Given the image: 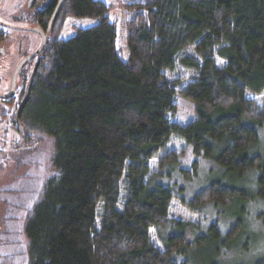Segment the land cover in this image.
<instances>
[{"label": "trees", "instance_id": "obj_1", "mask_svg": "<svg viewBox=\"0 0 264 264\" xmlns=\"http://www.w3.org/2000/svg\"><path fill=\"white\" fill-rule=\"evenodd\" d=\"M46 1L20 0L12 22L45 30L57 0L54 7ZM127 5V57L116 50L110 6L64 0L44 48L20 70L14 95L0 98V126L10 113L14 130L13 111L33 73L18 116L21 133L14 130L8 151L0 143V201L9 212L2 215L0 264H188L173 254L205 245L204 235L189 241L184 232L170 234L160 249L149 234L168 221L173 192L153 183L159 172L150 173V160L160 154L161 170L179 163L183 151L167 149L171 136L209 158V140L222 143L217 164L233 177L260 170L257 195L264 197V159L248 153L258 133L243 123H264V105L248 98L264 91V0ZM69 15L97 23L63 39ZM177 94L194 102L196 117L184 125L169 117ZM247 198L244 190L212 182L190 204ZM241 226L238 217L221 235L213 223L209 235L228 245Z\"/></svg>", "mask_w": 264, "mask_h": 264}, {"label": "rangeland", "instance_id": "obj_2", "mask_svg": "<svg viewBox=\"0 0 264 264\" xmlns=\"http://www.w3.org/2000/svg\"><path fill=\"white\" fill-rule=\"evenodd\" d=\"M101 1L111 7L106 15L109 21L115 24L116 50L121 57L125 58L128 54L125 29L128 21L132 18L130 6L127 4L137 3L139 0ZM19 2L20 0H0V20L10 24H19L12 22L16 13L19 12L17 11ZM96 23L97 18L94 17L69 15L65 19L59 37L69 38L75 34L77 28H87ZM21 25L29 30L11 28L9 35L12 40L5 42L7 54L1 63L6 66V70L0 74L2 85L6 81L4 77H10L11 68L15 62L24 55L34 52L40 43L39 34L31 30L36 27L34 24L21 23ZM21 36H24V40ZM192 45L189 47L190 51H193ZM185 75L187 79L188 72ZM0 90L2 92L4 87H0ZM248 98L256 100L259 105H264V91L259 94H249ZM175 105L177 107L175 113L169 114L171 120L184 125L196 117L194 102L190 99L177 94ZM243 123L253 125L258 133V142L249 149L248 153L250 155L258 154L264 159V123L258 126L246 119L243 120ZM1 131L5 132L3 139L8 144L4 148L8 151L9 143L12 140H17V133L9 128L7 122L1 124L0 133ZM1 136L3 137V133ZM209 142L213 146L211 158L196 156L192 148L183 140L171 136L167 143V149L183 151L179 163L166 166L161 170L158 168L160 154L150 160V173L157 170L159 172L154 176L153 183L167 185L173 192L166 226L151 227L149 229L150 237L160 249L165 246V240L170 234L184 232L189 241H193L199 235L206 237L207 243L205 245L194 246L185 253H174L173 259L177 262L185 259L188 264H201L204 260H209L215 264H264V197L260 198L257 195V179L261 171L252 169L242 177L227 175L215 160V156L222 148V143L214 140H209ZM195 160L198 164L193 172L192 163ZM212 182H219L224 186L244 190L248 198L244 201L236 200L227 206L208 204L202 208L193 207L190 204L193 195ZM3 183L4 181L0 179V184ZM7 211V207L5 208L4 203L0 201V213L2 215L9 214ZM238 217L242 220V226L238 236L230 244L215 242L213 237L209 235L211 224H217L218 230L223 235Z\"/></svg>", "mask_w": 264, "mask_h": 264}, {"label": "water", "instance_id": "obj_3", "mask_svg": "<svg viewBox=\"0 0 264 264\" xmlns=\"http://www.w3.org/2000/svg\"><path fill=\"white\" fill-rule=\"evenodd\" d=\"M33 0H28V4H30ZM52 0H49L48 3H50ZM64 0H58L53 12L51 13V16L48 20L47 26L45 28V30H43L40 27H33L31 30L35 31L36 33L39 34L40 37V43L38 45V47L36 48V50L32 53L26 54L24 55L16 64L13 73H12V77H11V84L9 87V90L6 93H1L0 92V98L1 99H8L10 97H12L15 93V89H16V79L18 76V73L20 71L21 68H23L31 59H33L37 54H39L42 49L45 46L47 37L49 36V34L51 33L54 23L56 21V18L58 17V14L61 10V6L63 4ZM28 29V28H26ZM29 30V29H28ZM32 78H33V73L30 74L29 78L27 79L25 86H24V92H23V97L19 103V105L17 106L15 112H14V120L17 123V130L19 133H21V125L19 123V113L22 110L23 106L25 105L27 98H28V94L30 91V86H31V82H32Z\"/></svg>", "mask_w": 264, "mask_h": 264}, {"label": "flooded vegetation", "instance_id": "obj_4", "mask_svg": "<svg viewBox=\"0 0 264 264\" xmlns=\"http://www.w3.org/2000/svg\"><path fill=\"white\" fill-rule=\"evenodd\" d=\"M26 1H28V0H25V2H26ZM48 1H49V0H47L46 2L48 3ZM53 1H54V0H52L50 3H48V4L51 5L52 7H54V4H55V1H54V4H53ZM57 1H58V0H57ZM57 1H56V3H57ZM34 2H35V0H33V2H32L31 4H29V5H32V4L36 5ZM55 5H56V4H55ZM21 23H22V22L19 21V24H10L9 22H5V21H1V20H0V38H1V40H3V45H0V74L6 70V66H5V65H2V63H1V60H2V59L5 57V55L7 54V50H6L5 42L8 41L9 39H7L6 36L9 35V33H10V29H11L12 27H14V28H18V30H22L23 26L21 25ZM35 26H36V27H39V26H37V25H35ZM21 38H23V37H21ZM19 60H20V59H19ZM19 60H18V61H19ZM18 61H16V62H15V65L11 68V75H10V77H9V78H8V77H4L5 80H6V81H5V84L2 85V86L0 85V87H7V88L4 89L2 92L0 91L1 93H6V92L9 90V87H10V84H11L12 73H13V70H14L16 64L18 63ZM21 69H23V68H21ZM21 69H20V70H21ZM19 72H20V71H19ZM18 75H19V73H18ZM1 79H2V78H0V80H1ZM1 82H2V80H1ZM17 82H18V76H17V79H16V86H17ZM22 97H23V94H22L20 100L17 102V104H16V106H15V108H14L13 115H14V112H15L17 106L19 105V103H20ZM9 116H10V113H8V115H7L6 117H3L2 121H1V124H5V122L8 123V122H9V118H10ZM13 120H14V117H13ZM14 122H15V120H14ZM14 130L18 131V130H17V123H16V122H15ZM0 136H1V135H0ZM4 137H5V132H3V138H4ZM0 143L3 144V145H7V144H8V143L5 142L4 139H2V137H0ZM3 222H4V217L2 216V213H0V228H1V226H3Z\"/></svg>", "mask_w": 264, "mask_h": 264}]
</instances>
